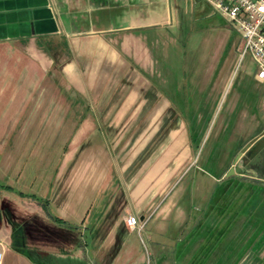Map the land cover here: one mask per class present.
Here are the masks:
<instances>
[{"label":"crops","instance_id":"obj_1","mask_svg":"<svg viewBox=\"0 0 264 264\" xmlns=\"http://www.w3.org/2000/svg\"><path fill=\"white\" fill-rule=\"evenodd\" d=\"M157 2L0 0V129L5 109L20 99V83L25 77L20 67L27 66L29 71L31 67L41 68L44 74L38 77V82L46 85L41 95L43 98L48 95L44 100H50L55 90L59 105L43 101L38 113H43L45 125L54 121L58 130L73 132L64 164L73 170L70 182L75 180L76 186L61 194L65 199L60 217L68 222L77 210L75 206L86 204L88 195L95 196L87 218L101 192L112 196L107 203L112 208L123 186L127 199L122 212L128 237L141 233L156 215L160 218L152 221L154 231H147L154 245L156 264H227V251L222 252L227 236L226 231L222 236L225 215L221 202L196 206L178 197L164 203L166 189L187 167L190 158L187 151L179 153L177 129H172L170 139L158 136L168 122L164 115L169 107L154 108L152 102L145 100L148 97L139 92L138 84L144 82V75L156 71L159 51L165 40H170L161 30L165 18ZM172 11L168 9L166 24H172ZM220 29L230 52L228 30ZM55 67L59 68L58 76L52 74ZM169 105L174 109L172 115L180 114L176 102ZM27 106L24 105V110ZM237 107L236 102L233 108ZM54 114L58 115L55 119ZM148 116V123L145 119L146 125L142 126L143 117ZM16 124L18 121L13 126ZM168 127L164 126L163 131ZM153 133L157 135L154 140L149 136ZM90 139L94 142L88 149L83 148ZM149 147L152 153L148 155ZM260 176L264 180V174ZM116 183L119 185L114 187ZM186 190L180 195H187ZM216 210L219 212L215 213ZM198 211L204 212L201 215ZM130 214L139 216L144 225L142 230L126 223ZM85 222L84 219L81 225L69 224L77 229L86 228V234L33 238L28 240L26 253L4 245L12 256L10 264H143L144 257L134 241L115 236L118 226H123L121 222L112 223L107 234L98 232L99 222H93L90 231ZM167 226L176 238L175 246L159 240ZM250 250L256 256L250 264H264V230L253 239Z\"/></svg>","mask_w":264,"mask_h":264},{"label":"rangeland","instance_id":"obj_2","mask_svg":"<svg viewBox=\"0 0 264 264\" xmlns=\"http://www.w3.org/2000/svg\"><path fill=\"white\" fill-rule=\"evenodd\" d=\"M155 1H158V9L164 12L165 24L161 30L170 40L166 42L164 37L165 46L159 51L156 71L143 76L144 82L141 86L138 84L139 92L148 97L145 100L152 102L154 108L169 107L164 115L168 121L164 126L169 127L163 131L162 126L158 136L164 137V140L170 139L172 129H177L179 153L186 154L187 151L190 158L187 167L166 189L164 203H171L178 197H184L196 206L221 202L227 217L228 213L238 211L240 205H254L257 196H251V193L264 195V180L244 167V163L248 162L246 157L241 159L244 163L240 160L236 165L235 174L228 176L230 169L224 174L241 149L264 130V82L257 77L252 57L240 55V34L222 16L214 13L209 3L195 0ZM168 9L174 12L172 24H166ZM220 28L228 30L226 39L231 41L230 52H227L228 42H223V29L221 31ZM23 53L27 56V51ZM20 69L25 76L20 83V99L5 109L3 128L0 129V185L14 188L0 186V241L4 239L0 243L1 264L12 261L4 245H10L15 252L22 251L16 249L18 245L24 251L28 250V243H14L15 238L32 240L56 234V228L51 225V215H63L61 209L65 195L61 194L67 188L76 186L75 180L70 182L73 170L64 164L67 144L73 132L58 130L54 121L51 125L49 122L45 125L43 113H38L43 101L54 104L58 101L54 97L55 90L52 100H44L48 95L44 98L41 95L46 86L41 80L38 82V77L44 74L41 68L31 67L29 71L27 66H21ZM52 74L58 76L59 68H53ZM136 74L139 72L136 71ZM28 75L36 78H27ZM132 86H136L135 83ZM170 102L177 103L179 115H172L174 109ZM236 102L238 107L233 108ZM24 105H28L26 110ZM52 117L55 119L58 115ZM143 118L142 126L146 125L145 119L148 123L150 117ZM16 121L18 124L13 126ZM149 136L154 140L157 135L153 133ZM93 142L92 139L87 140L83 148L88 149ZM151 153L149 147L147 154ZM116 185L119 184L116 183L114 187ZM185 188L188 194L180 195ZM120 189L118 200L112 208L107 207L112 196L101 192L96 207L87 218V211L95 196L88 195V202L79 204V207L72 203L77 210L67 219L69 227H60L66 231L57 233L86 234V228L80 226L77 229L69 224L81 225L85 219V227L89 226V231L94 226L93 222H99L98 232L107 234L111 224L119 221L123 226H118L115 236L132 239L144 257L143 264H156L154 245L147 231H154L152 221L160 218L156 215L141 233L135 232L128 237L129 230L124 228L123 221L125 212H122L127 196L123 186ZM33 194L39 199H34ZM203 212H200L201 215ZM223 220L222 225L227 222L225 218ZM167 227L162 235L164 237L159 240L175 246L176 238L172 229ZM227 240L228 261L238 260L239 224L228 229ZM243 253V257L248 258L244 262L240 259V264H250L256 258L249 249Z\"/></svg>","mask_w":264,"mask_h":264},{"label":"built area","instance_id":"obj_3","mask_svg":"<svg viewBox=\"0 0 264 264\" xmlns=\"http://www.w3.org/2000/svg\"><path fill=\"white\" fill-rule=\"evenodd\" d=\"M241 36L240 55H250L256 64V74L264 82V0H204ZM126 223L139 230L144 225L133 214Z\"/></svg>","mask_w":264,"mask_h":264},{"label":"trees","instance_id":"obj_4","mask_svg":"<svg viewBox=\"0 0 264 264\" xmlns=\"http://www.w3.org/2000/svg\"><path fill=\"white\" fill-rule=\"evenodd\" d=\"M0 186L6 187L7 189H14L10 185L1 184ZM21 194H23V192H21ZM254 195L257 196V199L254 205L252 206L251 205H244V206L240 205L238 211H232L227 214V217L224 216L227 222L225 223V225L222 226V236L224 235L225 231H226V236H227L228 229H231L235 225L237 226L239 224V259L238 260L234 259L232 260V262H229L228 256H227V262H228L227 264H236L237 261H240V259H242L244 256L243 251L248 250V249L250 250L252 247L253 239L258 234L262 233V231L264 230V195H262L261 193H257V192L251 193V196H254ZM32 196L34 197V199H39L38 196L35 194H33ZM39 202H43V201H39ZM216 203H220V202H216ZM238 212H239V215H237ZM223 214L225 215V212ZM51 219H52V222L58 226L69 227L68 222L60 216L51 215ZM53 226L56 228L55 231H57L58 233H61V231L55 225ZM224 227H225V230H224ZM57 232L55 233L58 234ZM215 234H216V231L213 233V235ZM15 239L16 240H14V243H17V244L28 243L29 244L28 240H25V238H18V239L15 238ZM241 243H244V244H241ZM228 244H229L228 240L225 245L222 244V252H224L225 250L227 251L226 248ZM212 245H214V243ZM21 247L25 248L26 246L21 245ZM16 249L22 250L21 252L26 253V251L21 249L19 245L17 246Z\"/></svg>","mask_w":264,"mask_h":264},{"label":"flooded vegetation","instance_id":"obj_5","mask_svg":"<svg viewBox=\"0 0 264 264\" xmlns=\"http://www.w3.org/2000/svg\"><path fill=\"white\" fill-rule=\"evenodd\" d=\"M264 131V130H263ZM264 143V137H262L259 141H257L256 143H254L250 148H249V150L248 151H246L245 153H244V155L242 156L244 159H245V157L248 159V162L246 161H244V160H241V162H245L244 163V167L245 168H247V169H251V171L252 172H254V173H256L258 176H260V175H262V174H264V165H262L261 164V162H262V159L260 158V157H258L257 155H258V153H259V150H260V148H261V145ZM239 154V153H238ZM237 154V155H238ZM240 160H238L236 163L235 162H232L231 164H230V166L229 167H227V169L225 170V173L224 174H226V172L230 169L231 170V168L232 167H234L235 168V172H236V165L239 163V161ZM193 163H191L190 165H188V167H190L191 165H192ZM235 172H234V174H235ZM224 174H223V176H224Z\"/></svg>","mask_w":264,"mask_h":264},{"label":"water","instance_id":"obj_6","mask_svg":"<svg viewBox=\"0 0 264 264\" xmlns=\"http://www.w3.org/2000/svg\"><path fill=\"white\" fill-rule=\"evenodd\" d=\"M262 137H264V131H262L260 134H258L257 136H255L253 139L250 140V142H248L242 149L241 151L239 152V154L237 155L236 157V160H235V163L240 160L242 158V156L244 155V153L246 151L249 150V148L254 144L256 143L257 141H259ZM258 157H260L262 159V162L261 164L264 165V143L261 145V148L259 150V153L257 155ZM235 172V168L232 167L231 170H230V173L228 174L231 175L232 173Z\"/></svg>","mask_w":264,"mask_h":264}]
</instances>
